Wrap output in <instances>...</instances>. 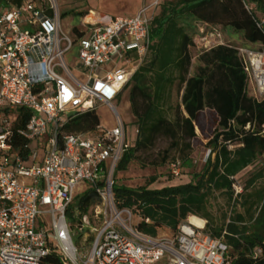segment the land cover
Masks as SVG:
<instances>
[{
	"label": "built area",
	"instance_id": "built-area-1",
	"mask_svg": "<svg viewBox=\"0 0 264 264\" xmlns=\"http://www.w3.org/2000/svg\"><path fill=\"white\" fill-rule=\"evenodd\" d=\"M56 1L0 0V264H53L55 257L60 264H233L227 229L216 238L207 221L194 217L201 225L188 218L176 234L154 238L133 226L131 210L115 197V174L132 146L113 102L151 52L159 2L141 6L133 17H86L72 37L62 30ZM243 4L264 34L257 7ZM197 41L200 50L224 44L212 26ZM75 48L76 68L68 61ZM237 50L249 94L264 101V50ZM100 106L114 113V127L64 132L74 118ZM25 114L30 118L22 126ZM20 141L26 144L16 146ZM172 174L179 175V166ZM231 180L240 200L244 187ZM82 183L98 201L78 227L87 245L85 230L96 226L89 249L76 245L68 221ZM263 255L256 247L248 257Z\"/></svg>",
	"mask_w": 264,
	"mask_h": 264
},
{
	"label": "trees",
	"instance_id": "trees-1",
	"mask_svg": "<svg viewBox=\"0 0 264 264\" xmlns=\"http://www.w3.org/2000/svg\"><path fill=\"white\" fill-rule=\"evenodd\" d=\"M249 2L257 7L256 15L264 18V0ZM157 9L152 22L150 60L140 67L127 86L130 108L138 125L137 141L124 156L117 172L127 170L138 151L152 148L162 137L170 141V148L179 149L182 164L190 166L192 143L197 139L196 124L206 111L216 118L207 144L211 155L202 172L193 175L187 184L149 189L148 185L156 182L155 177L137 189L116 183V200L120 208L138 211L141 222L137 229L146 235L156 238L163 229L176 234L189 217H197L207 221V230L216 238L227 229L233 264H264V255L259 260L248 257L256 247H261L264 253V188L249 191L262 175L254 176L248 186H243L240 200H234L231 180L233 177L239 180L244 170L264 156V101L256 100L248 92V78L238 47L223 44L200 50L194 73H191L190 52L199 27L233 30L242 34L248 44L259 45L262 50L264 34L243 0H175L165 3L159 14ZM76 16L84 17L86 13ZM73 31L78 33L76 28ZM177 83L182 96L170 120L166 103ZM29 118L30 115L25 114L21 125L25 126ZM100 125L97 113L92 112L74 118L64 127V132H92ZM25 144L20 141L16 146ZM216 193L224 194L229 205L243 210L229 215L232 221L229 225L228 219L221 226L214 224L210 199ZM97 203L89 192L77 207L70 208L68 221L76 232V245L83 236L78 230L81 218ZM51 262L60 264V259L55 257Z\"/></svg>",
	"mask_w": 264,
	"mask_h": 264
},
{
	"label": "rangeland",
	"instance_id": "rangeland-1",
	"mask_svg": "<svg viewBox=\"0 0 264 264\" xmlns=\"http://www.w3.org/2000/svg\"><path fill=\"white\" fill-rule=\"evenodd\" d=\"M155 1L159 2V7L157 9V14H159L161 7L165 3L175 0H57L56 3L61 19L62 30L73 37V30L75 28L78 29L86 17H133L141 6ZM79 13H86V16L77 17L76 14ZM64 14H67V17L63 18L62 16ZM214 28L220 32L224 44H229L238 48H249L254 51L262 50V47L259 45L248 44L240 33H234L233 31H230V29H224L219 26ZM194 42L195 46L190 49L193 57L191 73L195 72L198 65L197 58L200 54V44L196 41V38H194ZM77 54L78 50L75 48L68 56V61L70 63L74 62L72 67L74 66L75 68L78 64ZM150 56L151 52L145 63L149 62ZM129 92L130 88H126L120 98L113 102V106L116 108L125 123L128 142L134 147L137 141L138 125L130 108ZM181 96L182 91L177 83L170 91L166 103V115L168 119L173 120L174 115L176 114V108L178 104H180ZM96 113L100 119L102 127L112 128L115 126V115L108 107L100 106L97 108ZM17 116L18 113L10 116L12 123L16 122ZM215 122V115L210 111H206L200 115L196 124L197 139L192 143L193 150L189 155L191 161L190 166L182 164V155L180 154L179 149L170 148V141L162 137L156 141L152 148L146 151H138L135 158L128 165L127 170L118 171L115 174V181L119 185L131 189H137L141 186L147 185L152 177L156 178V182L149 184V189H163L189 183L192 181L193 175L202 172L207 159L211 155L207 144L215 127ZM35 146L36 143L33 144V147ZM43 156L44 153L41 151L40 157L42 158ZM164 159L166 161H164ZM173 165L179 166L178 176L172 174ZM259 174H261L262 177L258 179L255 184L250 186L249 191L264 188V156L259 157L252 166L248 167L239 175V182L242 186H248L249 181ZM90 190V184L82 183L75 191L72 206L77 207L80 200L86 196ZM210 212L213 216L214 224L221 226L225 223L230 214L232 215L235 212L242 213L243 210L239 206L234 205V207H232L229 205L227 197L224 194L216 193L210 199ZM131 213L133 216V226H137L141 222V217L138 211L131 210ZM91 225V229L85 230V232H87L85 238H88L86 242L88 246L85 245V241L78 240L80 247L87 246L86 249H89V245L95 237V232L92 229L94 227L96 228L93 222H91ZM74 233L76 235L75 231ZM168 233L172 234L170 230L163 229L159 231V236H165Z\"/></svg>",
	"mask_w": 264,
	"mask_h": 264
},
{
	"label": "crops",
	"instance_id": "crops-1",
	"mask_svg": "<svg viewBox=\"0 0 264 264\" xmlns=\"http://www.w3.org/2000/svg\"><path fill=\"white\" fill-rule=\"evenodd\" d=\"M137 12H138V11H137ZM137 12H136V13H137ZM136 13H135V14H136ZM104 17H110V16H104ZM204 31H205V28H203V27H199V35H197L196 40H198L201 36H203ZM230 31H233V30H230ZM233 32H234V31H233ZM234 33H236V32H234ZM165 230H168V229H165ZM165 232H168V231H165ZM170 235H172V234L168 233V234L165 235V236H170Z\"/></svg>",
	"mask_w": 264,
	"mask_h": 264
},
{
	"label": "bare ground",
	"instance_id": "bare-ground-1",
	"mask_svg": "<svg viewBox=\"0 0 264 264\" xmlns=\"http://www.w3.org/2000/svg\"><path fill=\"white\" fill-rule=\"evenodd\" d=\"M96 20V17H87V21H95ZM190 218V221L195 223V224H198V225H201V222L198 221L196 218L194 217H189Z\"/></svg>",
	"mask_w": 264,
	"mask_h": 264
}]
</instances>
